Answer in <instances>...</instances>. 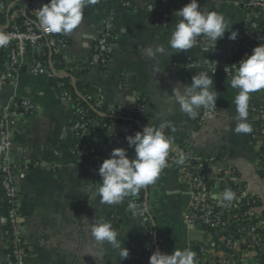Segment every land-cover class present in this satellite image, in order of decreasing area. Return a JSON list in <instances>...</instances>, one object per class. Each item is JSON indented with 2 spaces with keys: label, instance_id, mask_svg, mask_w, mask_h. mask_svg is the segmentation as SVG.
<instances>
[{
  "label": "crops",
  "instance_id": "1",
  "mask_svg": "<svg viewBox=\"0 0 264 264\" xmlns=\"http://www.w3.org/2000/svg\"><path fill=\"white\" fill-rule=\"evenodd\" d=\"M126 1L128 6L123 7ZM150 2L156 12H163L178 10L189 0ZM11 4L14 9L9 19L24 16L25 0H15ZM198 4L222 14L230 24L229 31L214 47L220 63L228 65L229 33L237 31L239 34L247 22L257 19V14L245 10L242 0H198ZM146 5V0H101L85 7L82 22L76 29L70 33H54L65 41L61 51L63 60L69 66L88 60L103 23L111 19L114 41L109 61L102 69L89 68L82 73L78 77L80 84L87 87L90 96L99 97L106 105H119L127 110L143 105L146 120L151 124H168V135L176 144L185 146L201 159L217 158V163L204 167L209 178H213L218 169L233 165L238 185L246 196L258 198L261 205L257 211L264 215V174L258 164L261 140L258 116L253 110L256 101L264 100V92L250 95L247 118L253 127L250 134L234 132L237 121L233 101L237 90L225 79L213 80L212 90L219 93L213 110L216 118L199 124L204 110L201 108L197 117L190 119L170 96L174 87L190 85L191 77L199 74L197 69L183 66L188 60L207 61L212 43L201 36L205 44L196 43L187 52L168 48L167 41L179 17L174 14L167 26H161L149 19ZM157 45H164L166 52L149 56L147 50ZM205 46L208 52L202 50ZM38 54V50L28 48L13 80L0 91V108L12 100L24 98L35 105L33 113L14 126L10 151L13 160L24 156L29 166L19 191V213L29 253L24 264H140L137 248L144 242V220L128 217L113 225L112 209L101 204L96 193L101 182L87 175L84 160L73 152L74 147L85 145L90 150L109 154L111 131L96 130L86 137L76 136L70 128L74 114L64 101L58 81L29 72ZM6 59L5 51L0 48V73ZM127 154L133 157L134 150ZM37 164H42V168ZM152 184L155 189L149 191L150 194L143 188L134 196L126 197L117 207V213H122L133 200H140L144 208L148 203L154 212V227L164 252L171 254L176 248L191 249L196 254V264H200L196 244L205 243L199 241L198 231L183 225L191 195L181 181L179 170L167 163ZM155 197L157 201H153ZM96 219L109 222L117 231L121 247L129 251L126 259H121L119 250H113L106 242L94 241L90 228ZM7 245L8 240L0 227V264H7ZM261 259L264 262V253Z\"/></svg>",
  "mask_w": 264,
  "mask_h": 264
},
{
  "label": "built area",
  "instance_id": "2",
  "mask_svg": "<svg viewBox=\"0 0 264 264\" xmlns=\"http://www.w3.org/2000/svg\"><path fill=\"white\" fill-rule=\"evenodd\" d=\"M146 10L152 13L151 21L167 26L172 15L176 10L155 14V7L146 0ZM43 5L42 0H26V10L22 26L19 27L15 20L10 18L3 28L5 33L10 37L7 46L2 47L6 53V64L0 73V91L13 80L14 74L22 66L28 48H34L41 51L47 48L51 54L61 55L65 41L55 37L54 33L42 30L38 26L37 10ZM12 6V5H11ZM128 6V2L122 4ZM242 6L245 10L256 13L261 22L251 20L245 24L242 31L238 34L236 40H230L227 45L229 58L228 65H222L217 57V51L209 46V58L205 62L188 60L183 68L197 69L199 74L206 73L213 80L218 78L230 81L233 75V69L238 66L234 65L241 58L233 59V56L240 52L251 54L252 49L256 46L264 45V0H242ZM183 7V6H181ZM6 7L0 4V13L4 12ZM112 32L111 19L103 23L97 37V46L94 53L85 62L76 66H65L63 69L54 67V63L48 66L43 65L35 59L29 66L31 74L41 75L49 79L57 80L63 91L65 103L69 105L77 104V99L72 97L64 88L60 80L65 77H71L79 70L93 68L95 66L105 67L109 61L112 50ZM206 40L198 37L196 43H204ZM62 57V55H61ZM264 92V91H261ZM252 96V94H250ZM86 100H94L96 107L104 104L99 97L87 95ZM253 110L258 116L259 137L261 140V153L259 155V169L264 173V101H256ZM35 109L33 102L27 98L12 100L0 108V188L3 190V201L7 207L5 212L0 211V227L8 240L7 245V264H24L28 257V248L24 238V227L21 223L19 199H20V182L25 179L29 166L24 158L13 160L10 156L12 148V137L14 126L21 122L26 116L31 115ZM79 117V121L70 124L74 132H81L84 136L89 128L93 131L99 129V122L87 118L86 113L81 110L73 111ZM111 120L106 131H111L109 144H113L110 150L121 148L123 138L133 127L142 128L144 123L134 120V115L144 117V106L139 104L135 108L127 110L119 105H107V110L100 113ZM216 113L211 109H204L199 118V124L203 125L208 121L214 120ZM115 119H123V122L117 123ZM142 120V119H141ZM133 121V122H131ZM148 122V121H147ZM150 126L159 127L165 123L151 124ZM168 125V124H166ZM169 125L163 131L168 137ZM172 145L169 152L168 162L173 164L179 170L181 181L187 186L190 192V201L187 204L183 215V225L190 228L200 224L205 232H212L215 242L211 244H196L200 264H263L261 254L264 253V215L259 213L253 207L244 210L243 199L251 201L253 206L259 204L255 195L246 196L243 188L237 183V176L233 165L228 164L224 168L216 171L213 178H209L204 172L207 164L217 163L218 159L214 157L201 159L189 151L185 146L176 144L175 139L171 138ZM73 152L85 162V171L88 176L100 180L98 168L101 165V157L93 154L90 150H84L81 145L73 148ZM179 153L186 156L185 163L177 166L175 159ZM42 168V164H37ZM155 185L149 184L145 188L153 191ZM218 189V195L213 191ZM226 189H231L236 198L231 202L223 201V193ZM148 194V193H147ZM150 194V192H149ZM157 201V197L153 198ZM110 206V205H109ZM138 200L128 202L126 208L119 213L116 210L118 205H111L112 224L123 221L128 217L139 218L143 221L145 237L144 242L137 248V255L140 264H149V257L155 250L165 253L161 246V240L158 238L154 222V212L148 206ZM120 209V208H119Z\"/></svg>",
  "mask_w": 264,
  "mask_h": 264
},
{
  "label": "clouds",
  "instance_id": "3",
  "mask_svg": "<svg viewBox=\"0 0 264 264\" xmlns=\"http://www.w3.org/2000/svg\"><path fill=\"white\" fill-rule=\"evenodd\" d=\"M99 0H49L37 10L38 26L49 33H70L82 22L83 9L95 5ZM179 21L167 41V47L176 52H187L196 45L198 37H205L213 48L218 39L224 38L230 24L225 17L215 11H208L199 6L198 0L189 3L175 12ZM237 31H231L229 40H236ZM10 37L0 30V48L8 45ZM208 52L207 47L202 49ZM149 56L164 54V45L149 48ZM233 69L229 81L230 87L237 90L233 103L236 108V126L234 132L250 134L253 127L247 122L249 114L250 94L264 91V45L256 46L251 54L242 57ZM214 89L212 77L201 72L191 77L190 85L174 87L171 98L179 104L180 110L190 119H195L199 109H216L219 93ZM145 125L142 131L126 136L129 148L134 150V156L129 157L127 149L114 148L109 158L104 159L98 168L102 183L96 189L101 204L118 205L126 197L134 196L147 185L158 178L161 170L167 166L172 140L164 134L163 129ZM186 156L179 153L175 159L177 166L185 163ZM236 194L231 189L223 193V201L231 202ZM90 234L94 241L107 243L113 250H119V257L126 259L129 251L121 247L117 239L118 233L109 222L102 219L92 221ZM195 252L191 249L176 248L171 254L155 250L149 257V264H196Z\"/></svg>",
  "mask_w": 264,
  "mask_h": 264
},
{
  "label": "trees",
  "instance_id": "4",
  "mask_svg": "<svg viewBox=\"0 0 264 264\" xmlns=\"http://www.w3.org/2000/svg\"><path fill=\"white\" fill-rule=\"evenodd\" d=\"M14 1L15 0H12L11 2H0V4H3L6 7L5 11L0 13V30H3L4 32H5L6 28H3L4 27L3 25L8 23V20H9V17L11 15V12L14 9L13 8L14 7L13 4H11V3H13ZM45 1L46 0H42L43 4L45 3ZM99 1H101V0H99ZM25 2H26V0H25ZM157 13L159 14L160 12H156L155 11V14H157ZM147 14H148L149 19H151L153 14L149 13V12H147ZM256 18H257L256 19L257 21L261 22V18H259L258 16ZM23 19H24V16L16 19L15 23L19 27H21L22 26L21 23H22ZM110 34L113 35V32H111ZM113 41L114 40L112 39V43H113ZM96 46H97V42H96ZM96 46H95L92 54L94 53V51L96 49ZM246 54H248V53L240 52V53L236 54L235 56H233V59L242 58ZM36 59L39 62H41L43 65H45V66H48L52 62V63H54V67H56L58 69H63V68H65V66H67V64L65 63V61L63 60L61 55L51 54L50 51L47 48H44L41 51H39V54H38ZM93 68L102 69L104 67L103 66H95ZM86 70H88V69L79 70L78 72H76V74H74V75L72 74L71 77H65V78H62L60 80L63 82L65 90L67 92H69L72 97L77 99V104L70 105L71 110L74 111V112H76L77 110L83 111L84 113H86L87 118H89L91 120H96V121L99 122V124H100L99 129H98L99 131H101V130L102 131H106L107 128L109 127V124H110L111 120L109 118L105 117V116H102L100 113H102V112L107 110V105H102L100 107H96L94 100H86L87 95H88L87 87H83L80 84V82H79L80 80H79L78 77L82 73H84ZM133 119L134 120H138L139 119V121L144 123V126L146 124L149 125L147 120L144 119L143 117L141 118L140 115H137V114L134 115ZM76 121H79V117L76 114H74L73 120L70 122V124H72V123H74ZM115 121L117 123H120V122H123V119H115ZM131 122H133V121H131ZM155 127H157V125ZM137 131H142V128H137V127L134 126L133 129L131 131H129L128 134L125 135V137L126 136H130V135H134ZM92 132H93L92 128H89L87 133L84 136L86 137L89 133L91 134ZM75 133H76V136H82L81 132H75ZM111 147H113V144H109V154H103L101 152L90 150V148L88 146L81 145L82 149L90 150L93 154L101 157L102 159L109 158L110 153L112 152V150H110ZM121 148L127 149V151L132 149V148H129L125 138H123ZM3 197H4L3 196V190L0 188V211L1 212H5L6 207H7L5 201L2 200ZM139 202H140V200H139ZM242 203L245 205L244 206V210L248 209L249 207H253L255 209L257 207V210H258L259 206L261 205V204H258V205H254L253 206L252 202L251 201L247 202L246 198L243 199ZM208 233L209 234H213L210 231ZM7 251H8V249H7ZM263 264H264V262H263Z\"/></svg>",
  "mask_w": 264,
  "mask_h": 264
},
{
  "label": "water",
  "instance_id": "5",
  "mask_svg": "<svg viewBox=\"0 0 264 264\" xmlns=\"http://www.w3.org/2000/svg\"><path fill=\"white\" fill-rule=\"evenodd\" d=\"M217 192H219L218 189H215L213 191L214 194H217ZM191 230H195L198 231L200 233V240L202 243H207L210 242L211 244H213L215 242V238L213 236H209L208 234H206L204 228L200 225V224H196L194 226L190 227Z\"/></svg>",
  "mask_w": 264,
  "mask_h": 264
}]
</instances>
